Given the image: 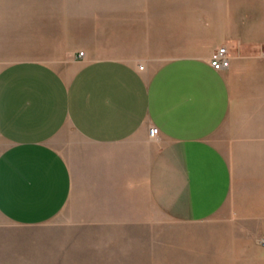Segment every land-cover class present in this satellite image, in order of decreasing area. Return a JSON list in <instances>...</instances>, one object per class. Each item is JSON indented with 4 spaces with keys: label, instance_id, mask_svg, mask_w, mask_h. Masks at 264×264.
Returning a JSON list of instances; mask_svg holds the SVG:
<instances>
[{
    "label": "crops",
    "instance_id": "0c3cea01",
    "mask_svg": "<svg viewBox=\"0 0 264 264\" xmlns=\"http://www.w3.org/2000/svg\"><path fill=\"white\" fill-rule=\"evenodd\" d=\"M188 14H83L102 20L66 71L39 60L0 69V264H42V238L27 229L69 205L76 161L86 191L131 224H151L155 210L198 222L224 207L232 172L214 135L234 59L212 67L219 43L186 41Z\"/></svg>",
    "mask_w": 264,
    "mask_h": 264
},
{
    "label": "rangeland",
    "instance_id": "374dc122",
    "mask_svg": "<svg viewBox=\"0 0 264 264\" xmlns=\"http://www.w3.org/2000/svg\"><path fill=\"white\" fill-rule=\"evenodd\" d=\"M178 7L189 13L186 41L201 36L203 47L219 43L234 59L229 114L214 135L232 172L227 202L203 221L155 210L151 224H131L86 191L76 161L69 205L27 229L42 238V264H264V0H0V69L39 60L66 71L102 20L83 14Z\"/></svg>",
    "mask_w": 264,
    "mask_h": 264
},
{
    "label": "built area",
    "instance_id": "2783aa9c",
    "mask_svg": "<svg viewBox=\"0 0 264 264\" xmlns=\"http://www.w3.org/2000/svg\"><path fill=\"white\" fill-rule=\"evenodd\" d=\"M80 55H84V52H80ZM232 57L230 51L226 46L218 48L212 55L210 63L216 70L228 69L231 66ZM144 65H140V69H143ZM160 129L156 125H152L149 128V136L155 139L159 136Z\"/></svg>",
    "mask_w": 264,
    "mask_h": 264
}]
</instances>
